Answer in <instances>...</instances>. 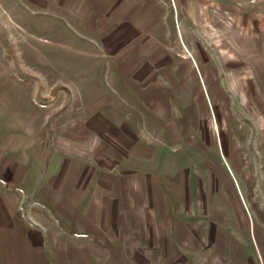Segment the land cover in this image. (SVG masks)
<instances>
[{"label":"rangeland","instance_id":"obj_1","mask_svg":"<svg viewBox=\"0 0 264 264\" xmlns=\"http://www.w3.org/2000/svg\"><path fill=\"white\" fill-rule=\"evenodd\" d=\"M3 197L0 264H264V0H0Z\"/></svg>","mask_w":264,"mask_h":264},{"label":"crops","instance_id":"obj_2","mask_svg":"<svg viewBox=\"0 0 264 264\" xmlns=\"http://www.w3.org/2000/svg\"><path fill=\"white\" fill-rule=\"evenodd\" d=\"M2 199V207L5 211L2 214L0 213V221L2 222V220H5V223L3 224L2 222V225L9 228L8 232L12 234L11 244H4V242H1L4 247L9 248L8 254L6 255V259H9V261L14 262L26 260L28 259V256H30V253L32 251V236L42 235L43 231L41 228H43V226L40 223H35L36 228L33 229L31 227L29 220H31V217L33 219H36L34 217V214L28 211L29 209L32 210V208L26 205H22L17 200H14V198L8 199L6 197H3ZM109 206L110 207L108 209V206L106 205L104 210L105 216L100 217L97 222H95L97 219L93 216L92 211H87L86 207L82 209L81 207H77V211L76 209H74L73 212L77 217L83 216L84 220L88 221L91 225L89 230H87L86 232L83 231L86 235L93 236L95 238H97L98 236H102L104 238V236L109 235L111 233L112 228L110 227V224L113 220L117 219L118 217L112 211V205L110 203ZM37 218L41 219V217L38 216ZM101 219H104V221L101 222ZM135 220L140 219L137 217L135 218ZM72 223H75L74 225L76 226V229L79 230L81 223L78 224V222L74 221H72ZM115 227H117L115 233H118L119 236H124L130 233L131 227L130 225H128L127 221L121 222L119 224L117 223ZM0 237L2 238V236ZM1 258L4 259L3 252Z\"/></svg>","mask_w":264,"mask_h":264}]
</instances>
